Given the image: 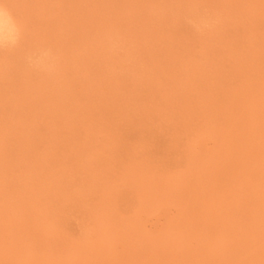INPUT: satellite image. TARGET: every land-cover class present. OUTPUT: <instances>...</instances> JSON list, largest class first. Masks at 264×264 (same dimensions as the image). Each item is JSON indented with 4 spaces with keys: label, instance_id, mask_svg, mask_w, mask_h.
<instances>
[{
    "label": "bare ground",
    "instance_id": "6f19581e",
    "mask_svg": "<svg viewBox=\"0 0 264 264\" xmlns=\"http://www.w3.org/2000/svg\"><path fill=\"white\" fill-rule=\"evenodd\" d=\"M5 3L9 6V14L13 22L19 24L23 29L24 38L20 44V49L21 46L25 47L24 45L29 42H31L30 45L42 42L50 46L54 51L56 50L55 47L66 48L74 46L73 50L75 52H86V50L93 48L96 51H110L112 47L119 44L118 46L123 49L121 51L125 52V55H122V62L126 63L134 60L137 66L135 67L138 70V67L141 68L142 60L144 59L146 62L144 61V67H142L143 76H146L145 70H147L143 69L145 66H147L146 68L149 67L152 71L151 74L154 73L152 75L156 78L153 79V83L155 81L159 89L153 86L155 83L152 84L145 81L148 79H144L146 85L143 81L142 83L141 81H135L145 85L144 90L148 86L147 83H151L148 92H153L147 93V95L154 94L156 91L159 93V97L163 96L165 99L164 92L169 89L171 101L168 103V96L166 98L168 99L167 101L162 100L168 110L166 111L165 109L164 112L166 113L160 119L164 126L167 125L166 129L169 127V129L174 131L170 132L175 135L170 136V139L173 138L171 141L174 143L175 150L172 148V150L168 151L169 149L166 146L165 148L168 152L172 151L174 155H176L174 151L178 152V159L174 155L171 156V153L167 154L169 157L171 156V160L175 157V162L178 161V163L169 167L162 161L170 160L169 157H165V155L166 159H164L161 156L163 158H160L162 161L160 162L158 159L159 154L158 158L155 159V157V160H153L148 156L149 154H145L147 150L142 151L141 148H136L132 152H123L124 148L120 141L122 137L118 140L117 133L113 128L110 130L104 125L96 126V124H100L99 121L102 117L98 120V117L96 119L95 115H93L95 117L92 119L93 122L97 120L98 123L96 121L95 126L92 124L86 127L81 126L84 128L85 141H83V137L80 138L79 136L81 142H84L83 148L89 152L90 158L86 155V160L84 161L75 152L78 151L77 149L74 151L73 148V150L68 148L70 150L68 159L64 158L63 162L57 164L58 160L56 166L53 167V169H56L60 165L58 168H60L62 174H67V169H69L68 174L79 171L78 169L81 167L85 169V172H82L87 173V177L85 186L81 185L84 192L82 194H85L93 204L90 208L85 207L87 210L84 218L85 216L87 217L88 225L84 227L85 224L83 226L80 223L83 226L82 231L77 234L74 232L76 238L71 232H68L70 231L69 227V230L66 229V223L65 225L63 224V214L67 211L62 212L68 198L64 197V195L62 196L58 178L54 177L56 180L54 178L43 180L46 176L43 172H40L42 168H39V166L41 161L44 163L48 161V159L44 158L40 162L38 161L40 164L38 168L36 167L39 174L44 176L40 183L36 184L34 179H31L30 187L24 189L23 193L11 205L8 204L10 201L7 203L8 205L5 204L6 202L4 201L6 200L4 196H1L2 193H5L3 192L5 189L3 188L2 190L3 186L1 187L0 185V200L2 197V200H4L0 201V264H264V0H5ZM179 19L190 21L191 24H189V21L188 23L185 21L186 24L191 25L189 29L192 30V36L188 37V39H193V41H190L191 43L195 40L194 43L196 45H190V42L187 43L188 39L186 36V39L183 38L184 36L181 37V31L179 30L178 32L179 28L174 27L173 24L176 21L178 22ZM159 44L161 46L164 45L161 49H163L162 52L167 57H165L166 55L162 56V53L161 56L160 53L157 54L158 51L156 49ZM71 50L67 49V51ZM67 51L65 52L64 49V56H66ZM71 52H69L70 55L72 54ZM72 55L78 56L75 53ZM66 58L69 61V56H66ZM72 58L74 59V57ZM106 59L109 60L108 58ZM3 63L6 64L7 61L5 62L4 60L0 65L4 66ZM12 65L10 67L9 64L6 68L14 67ZM71 65L75 64L72 63ZM102 68L100 69L102 70ZM84 69H86V66ZM177 70L179 73H177ZM76 71L78 72V70ZM121 71L117 73L122 74ZM77 72L72 74L77 76ZM148 72L150 74L149 69ZM117 73L115 75L119 77L121 74L117 75ZM132 73L134 74L135 71ZM137 73L134 75H137ZM37 74L41 75V73ZM82 74H79V78ZM17 77H21V74ZM39 77L37 78L39 81L35 80L36 83L33 81V84L44 80L43 78L39 79ZM56 77L58 79L61 78V76ZM6 79L9 80V77ZM12 79L17 80L16 77ZM59 81L62 84L61 80ZM162 81H164L163 85L166 84L167 86L168 84V88L166 87L165 91H161V89H164L162 88L163 86L160 89ZM20 82L19 79L18 83ZM53 82H55L54 79ZM118 83L120 84L119 81ZM26 84L24 87H26ZM35 84L33 86L29 85L32 91ZM45 84L48 85L47 82ZM54 84L56 85V83ZM54 84L49 82L52 87ZM41 85L45 86L43 82ZM132 85L135 86L136 83ZM36 86L38 87V84ZM152 87L156 90H153ZM47 88L45 87V89ZM49 90H52V88ZM53 90V94L59 93H55V89ZM72 90L75 89L72 88ZM72 90H62L61 94L65 92L71 93ZM83 90L85 91V89ZM144 90L142 91L144 92ZM90 91H92L91 88ZM14 93H16V90ZM35 93L37 95V92H34V96ZM43 93H46V91ZM77 93L76 96H78ZM82 93L84 95L85 92L82 91ZM112 93L111 96L114 95ZM24 94L27 95V92ZM28 94H30L29 100L32 97L31 90ZM121 94L124 97V93ZM73 95L75 96V94ZM140 95L136 93V96H138L136 98H139V100L141 99ZM79 96L81 97V94ZM89 96L91 95L89 94ZM144 96H142V99H144ZM57 97L59 100L60 96L58 95ZM128 97L127 101L130 103V96ZM124 98L126 99V96ZM156 98H153L151 94L149 99H146L148 102L153 103ZM125 99L124 102H127ZM23 100L25 101V99ZM30 100L29 102L32 103ZM52 100L56 102V100ZM147 100H143L144 105L148 103L146 102ZM177 101H179L178 108L175 109L174 106H177ZM30 103L28 105L31 106L32 104ZM76 103L79 102L76 101ZM107 103L109 104L110 102ZM157 103L159 104V101ZM102 104L104 103L102 102ZM106 104L104 105L105 107L102 105L100 110L107 106V109H109L110 106ZM156 104L155 107L157 108ZM60 106L62 105L60 104ZM60 106H56V108L61 110ZM87 106L85 104L82 107L86 109ZM149 106L151 107V105ZM112 107L114 108L115 106L113 105ZM37 108L35 109L37 110ZM159 108L162 109V107ZM45 109L47 108L45 107ZM11 110L13 109L11 108ZM68 111H60V116H56V119L59 118L62 121L65 119V122H67L66 118L68 120L70 116V111ZM80 112L82 114L80 110L79 114L77 113L79 117L81 115ZM158 112H161V110ZM65 113H68L69 116L65 117ZM74 113L76 112L74 111ZM74 113L71 115H76ZM123 113L125 114V112ZM55 114L59 115V112ZM61 115L65 118L63 119ZM82 115L87 117L89 114ZM108 115L106 114V117H109ZM121 115L122 118L123 114ZM20 116L22 117V115ZM40 117L42 118V116ZM124 117L128 118L129 116L126 114ZM144 117L151 119V115L150 117L146 115ZM35 118H31L32 123L33 120L38 121L37 115ZM114 118L111 119L114 120ZM47 119L52 118L48 116ZM106 119L109 122L113 121H110V118ZM106 119L103 120L104 123L108 122ZM149 119L148 121L146 119L149 123L154 121H149ZM39 121L38 123H41L40 119ZM74 121L76 119L73 118L72 122ZM126 121H129V124H134L131 122L133 121L131 114ZM126 121L122 122L123 125L127 124ZM78 122L81 121L77 120L76 123ZM63 123L58 125L64 128L69 125L67 124L68 122ZM121 125L118 124L117 126L120 128ZM53 126L50 127L52 128ZM79 126L77 125L76 127ZM62 127L63 133L65 129ZM71 127H73L72 123ZM14 128L12 127L13 131ZM19 128L20 130L22 129L21 127ZM162 128H159L158 135L162 132L165 135H170V133H165V128L164 131ZM50 129L47 128L46 133ZM75 129L74 127L73 130L75 131ZM154 129L151 130L155 131ZM160 129L162 132H160ZM6 130H9V128L7 127ZM24 131L26 132L25 128L24 130L22 129V133H25ZM166 131L170 130L167 129ZM2 132L0 130V133ZM27 132L30 133L29 131ZM55 133L57 132H54L53 136H55ZM69 133L71 134L72 132L70 131ZM75 133H77V130ZM120 133L121 130H119ZM150 133H147L148 136ZM35 134H31L34 135L33 138ZM27 135V137L31 136ZM42 136L39 138L42 139ZM23 137L29 140L25 135ZM11 138L13 139L14 136ZM22 139H19V142ZM47 139L49 140L50 138ZM47 139L45 140L47 141ZM74 139H68L67 141L79 143L80 139H77V141ZM143 142L147 141L142 140L141 143ZM46 144L50 146V142ZM51 144L53 145V143ZM144 144L146 143H143V146ZM172 144L169 145L170 148ZM39 145L38 143V147ZM70 145L73 146V144ZM16 147L18 146L16 145ZM44 147L46 148L47 146ZM80 147L82 146L80 145ZM128 147L131 148V146ZM41 149L44 150V148ZM67 151L65 152L66 156L69 154ZM42 152L48 154L47 149ZM61 152L63 151L58 153ZM61 155H64V153H61ZM63 157L61 158L63 159ZM27 159L29 158L25 160ZM34 162H32L34 166H32V170L35 169L37 171L35 168L37 163ZM48 162L50 163V161ZM99 162L102 164H99ZM8 166L10 165L8 164ZM18 166L22 168L21 165ZM110 167H115L116 171ZM106 168L111 170L109 169V171ZM9 169L10 167L7 170ZM24 169L27 170L26 168ZM51 172L55 171L51 169ZM30 173L35 175L33 171ZM24 175L26 174H23L25 180H28L29 178L27 177V179ZM52 176L49 177L51 178ZM75 176L78 177L77 174ZM81 176L84 179V176ZM8 177L11 180L13 178L11 174ZM23 177L21 178L23 179ZM29 177L31 178L30 175ZM71 179L73 181L72 176ZM77 179L79 180L80 178ZM15 180H12L13 183L20 181L19 179ZM4 183L7 184L6 181ZM24 184H26L25 181ZM76 186L74 191H77L75 189L77 188ZM81 189L79 192H81ZM8 191L7 194L12 195L14 193L17 195L14 191ZM67 192L71 193L70 190ZM5 198L10 200V197L7 198L6 196ZM70 200L73 201V199ZM84 201L87 202L86 200ZM74 203H76L75 200ZM80 204L81 202L79 206ZM75 208L79 209V207ZM71 212H69L70 215ZM77 213L81 214L83 212L78 211ZM73 217L75 216L73 215ZM80 218L83 219L81 216ZM71 220L73 219L71 218ZM67 224L69 225L70 223Z\"/></svg>",
    "mask_w": 264,
    "mask_h": 264
},
{
    "label": "rangeland",
    "instance_id": "374dc122",
    "mask_svg": "<svg viewBox=\"0 0 264 264\" xmlns=\"http://www.w3.org/2000/svg\"><path fill=\"white\" fill-rule=\"evenodd\" d=\"M180 20V21H179ZM178 20V22L176 21V23H174L173 25H174V27L175 28H179L178 29V32H179V30L181 31L180 32V36L181 37H183V38H185V36H186V38L188 39V37H191L192 36V30H190L189 28H190V26L188 25V24H186V23H188V21H186V19L184 20V19H179ZM185 21H186V23H185ZM182 23V24H181ZM189 24H191L190 23V21H189ZM185 25H186V27H185ZM177 26V27H176ZM185 27V29H184V27ZM189 26V27H188ZM187 29V30H186ZM190 30V32H188ZM182 31H183V33H182ZM185 38V39H186ZM190 41H193V39H191V38H189L188 40H187V43L188 42H190ZM194 42H195V40H194ZM191 43L190 42V45H196L195 43ZM29 44V45H28ZM31 44V42H29V43H27L26 45H24L25 47H23V46H21V49L19 48V49H17L18 51H20L19 53H18V51L16 50V51H14V52H11V53H8V52H0V64H1V62H4V60H5V62L7 61V63H9L10 64V67H11V65L12 64H14V65H12V66H14V67H12V68H6L7 66H9V64H4V66L3 65H0V69H1V71H0V76L2 75V77H0V96H2V97H0L1 99H0V130H1V132L2 133H0V139L2 138V137H4L3 139H1L0 141V161H1V163H0V185H1V187H2V190H3V188L5 189V191H3V192H5V193H2V195H1V192H0V195L1 196H4V199L6 200V201H4V200H2V198H1V200L2 201H4V202H6L5 204L6 205H11L12 203H14L15 202V200H17L18 199V196L20 195V194H22L23 193V191H24V189H26V188H29L30 186V182H32V180L34 179V182L37 184V183H40V181L42 180V177H44V176H42L41 174H39V172H38V165L40 164V163H38V161L40 162L42 159H44V158H46V159H48V161H50V163L48 162V161H46V162H48L47 164H46V162L44 163V162H42L41 161V164H40V166H39V168H42L41 170L42 171H40L41 173L43 172V174L46 176V178H44L43 180H48V179H52V178H58V180L60 181V182H58V183H60V190H61V194H62V196L64 195V197H67L68 199L70 198V199H73V201L72 200H68V199H66L67 201V203H65V205H64V211L62 212V213H64V212H66L65 214H63V224L65 225V223H66V229L67 230H69L70 229V231H68V232H71L72 234H73V236L74 235H76L77 233H81V231H82V227L84 226L83 224H85V226L84 227H86L87 225H88V220H87V217L85 216V218H84V215H85V211L87 210V209H85V207L87 206L88 208H90L93 204L91 203V201H89L88 200V197H86V195L84 194H82V193H84L83 192V187L85 186V184H86V177H87V173H84L85 172V169H83L82 167L81 168H79L78 170L79 171H77V172H75V173H70V174H68V170L69 169H67L66 171V173L67 174H62V171L60 170V168H58V167H60V165L55 169H53V167H55L56 166V163H57V161H58V163L57 164H59V163H61V162H63L64 161V158L66 159H68V157H69V155H70V150H73L74 149V151H75V149H77L78 151H75L76 153H78L80 156L79 157H81L84 161L86 160L85 158H86V155L88 156V158H90L89 156H90V154H89V152L86 150V149H84L83 147H84V142L83 141H85L84 140V134H83V130H84V128H82L83 126L84 127H86L87 125H89V124H92V125H94L95 126V122L97 121H95L94 120V122H93V120L92 119H94L95 117H96V119H97V117H98V120H99V118L100 117H102V118H104V117H106V114L108 115V113L110 112V114H112V115H108L109 117H106V118H110V121L111 120H113V119H111V118H114L115 116V118H114V120H116L115 122H114V120L113 121H111V122H109L106 118H104V119H102V118H100V124L98 123V121H97V123H98V125L96 124V126H99V125H101V126H107L110 130H112L111 128H113V130H115V132L117 133V138H118V140L120 139V141H121V145L123 146V148H124V150H123V152H128V151H131L132 152V150H136V148L138 149V148H141L142 149V151H145V150H147V153L145 152V154H149L148 156L151 158V159H153V160H155V159H157L158 158V155H159V160H160V158H163L165 155V157H169L168 155L171 153L172 155L171 156H173L174 154H173V152L171 151V152H168V151H170V149L172 150V148L175 150V147L173 146L174 145V143H173V141H171L172 139H170L171 137L170 136H175L174 135V133H170V132H174V131H172L171 129H169V127H167V129L168 130H170V131H166L167 129L165 128L166 126H164V123L162 124V122H161V119L163 118V115L166 113V112H164L165 111V109H166V111L168 110V108H166V106H164L165 105V103H164V101H167L168 99V103L171 101V96H170V91H169V89L168 90H166V92H164L165 93V97L167 98V96H168V99H164V97L162 96V97H159V93L158 92H154V94L153 93H151L152 94V96H153V98H156V100H155V102H153V103H150V102H148V100L147 99H149V97H150V95H147V93L149 94L150 92H153V91H150V92H148V89L150 90V87H151V83L152 84H154L155 83V81H154V83H153V79H156L152 74H154V73H152L151 74V69L148 67V68H146L147 66H145V68L143 69V70H145V69H147V70H145V75L146 76H143L144 75V72L142 73V67H144L143 66V63H145L146 61L143 59L142 60V66H141V68H139L138 67V70H137V66H136V64L134 63V60H131V61H129V62H126V63H124V62H122V60H123V56L125 55L124 53L125 52H123V51H121V50H123V49H121V47L120 46H114V47H112V50H110V51H96L94 48L93 49H89V50H86V52H83V51H74L73 49H74V46L73 47H55L56 48V50H55V52L57 53V55L60 53V55H58L59 57V59H60V61H59V59H58V70H57V72L54 74V75H51V76H49V75H45V74H42L41 73V75H38L37 73H35V72H33V71H31L30 72V70H28V69H26V67L24 66V64H23V60H22V57H23V55H24V52L26 51L25 49L27 48V50L28 49H30V48H32L33 46H35V44L34 45H30ZM33 44V43H32ZM32 46V47H31ZM163 46L164 45H162L161 46V44H159L158 45V47H157V51H158V53L157 54H159L160 53V56H161V53L163 54L162 56H165L166 54H164L162 51H163V49H161V48H163ZM30 47V48H29ZM118 47H120V48H118ZM159 47H160V49H159ZM25 48V49H24ZM24 49V50H23ZM57 49H58V52H57ZM64 49H65V52L67 51V49H72L71 51H67V53H66V56H69V61H68V59L66 58L65 59V57L66 56H64L65 54H64ZM54 50V49H53ZM22 51H24V52H22ZM116 51H117V53H116ZM69 52H71L72 54L73 53H75V55L77 54L78 56H74V55H70V53ZM114 53V56H113V53ZM69 53V54H68ZM90 53V54H89ZM99 53V54H98ZM18 54H20V55H18ZM21 54H22V56H21ZM68 54V55H67ZM84 54V55H83ZM105 54V55H104ZM118 56H117V55ZM123 55V56H122ZM139 55V54H138ZM80 56V57H79ZM94 56V57H93ZM21 57V58H20ZM61 57V58H60ZM71 57V58H70ZM72 57H74V59L72 58ZM122 57V58H121ZM165 57H167V55L165 56ZM12 58H15V59H12ZM20 60H19V59ZM76 58V59H75ZM82 58V59H81ZM88 58V59H87ZM96 58H98V59H96ZM106 58H108L109 60H107ZM4 59V60H3ZM71 59H73V60H71ZM93 59V60H92ZM118 61H117V60ZM3 60V61H2ZM19 60V61H18ZM67 60V61H66ZM75 60H77V61H75ZM98 60V61H97ZM10 61V62H9ZM15 61V62H14ZM103 63H102V62ZM112 61V62H111ZM145 61V62H144ZM17 62H19V63H17ZM65 62V63H64ZM114 62V63H113ZM121 62V63H120ZM133 62V63H132ZM12 63V64H11ZM16 63V64H15ZM61 63H63V64H61ZM75 64V65H71V64ZM90 63V64H89ZM108 65H107V64ZM120 63V64H119ZM76 64H78V65H76ZM84 64V65H83ZM95 64V65H94ZM130 64V65H129ZM131 64H132V66H131ZM134 64V65H133ZM70 65V66H69ZM83 65V66H82ZM18 66V67H17ZM85 66H86V69H84L85 68ZM104 66V67H103ZM136 68H134V67ZM81 69H80V68ZM103 67V68H102ZM167 67H169V66H167ZM14 68H16V69H14ZM22 68V69H21ZM68 68V69H67ZM78 68V69H77ZM97 68H98V70H97ZM100 68H102V70L100 69ZM125 68V69H124ZM127 68H129V69H127ZM6 69H8V70H6ZM14 69V70H13ZM19 69H20V72H19ZM148 69L150 70V74H148L149 72H148ZM6 70V71H5ZM76 70H78V72H79V74H82L83 72V74L80 76V78H79V74H78V72L76 71ZM80 70V71H79ZM86 70H88V71H86ZM122 70V71H121ZM126 70H127V74H129V75H127L126 74ZM2 71H3V73H2ZM8 71V72H7ZM22 71V72H21ZM26 71V72H25ZM59 71V72H58ZM98 71V72H97ZM119 71H121L122 72V74L121 73H119V74H121L119 77L118 76H116L115 74L117 73V72H119ZM131 71V72H130ZM135 71V73L134 74H136V72H138L139 73V76H138V73H137V75H134L132 72H134ZM63 72V73H62ZM77 72V76H75V75H73L72 73H76ZM85 72H87V73H85ZM92 72V73H91ZM97 72V74H95ZM129 72V73H128ZM21 74V77H17V76H20V74ZM24 73V75H22ZM58 73V74H57ZM65 73V74H64ZM89 73V74H88ZM147 73V74H146ZM176 73V72H175ZM177 73H179L178 72V70H177ZM7 74V75H6ZM27 74V75H26ZM37 74V75H36ZM61 74V75H60ZM92 74V75H91ZM95 74V75H94ZM114 75V76H112V75ZM118 73H117V75H119ZM17 78V80H14V79H12V78H15L14 76ZM29 75V76H28ZM132 77H131V76ZM12 76V77H11ZM26 76H27V78H26ZM39 76H42V77H39ZM56 76H61V78L63 79L64 78V80H62L61 78H57ZM64 76V77H63ZM75 76V77H74ZM125 76V77H124ZM129 76V77H128ZM138 78H137V77ZM141 76V77H140ZM143 76V77H142ZM179 76V75H178ZM9 77V80L8 79H6V78H8ZM33 77H35L34 78V80H33ZM39 77V79L40 78H43L44 80H41L40 81V83L38 82L37 84H38V87L36 86L37 84H35L36 83V81H39V80H37V78ZM68 77H69V79H68ZM76 77H77V79H76ZM154 77V78H153ZM23 78V79H22ZM26 78V79H25ZM75 78V79H74ZM130 80H129V79ZM141 78V79H140ZM143 78V79H142ZM19 79H20V83H18V81H19ZM22 79V80H21ZM49 79V80H48ZM53 79H54V81L55 82H53ZM68 79V80H67ZM124 79V80H123ZM134 79V80H133ZM140 79V80H139ZM144 79H148V80H145V81H147V82H151L150 84L149 83H147V85L148 86H146L145 87V89L146 90H144V86L146 85V82L144 81ZM150 79V80H149ZM1 80H4V81H1ZM36 80V81H35ZM59 80H61V83L62 84H60V81ZM112 80V81H111ZM122 80V81H121ZM133 80V81H132ZM135 80H137V81H141V83H142V81L144 82V84L145 85H141L140 84V82L138 83V82H136ZM152 80V81H151ZM6 81V82H5ZM15 81V82H14ZM33 81L35 82L34 84H35V87L33 88V87H31V88H33V91H32V89H30V86H33L34 84H33ZM65 81H68V82H65ZM84 81V82H83ZM86 81V82H85ZM91 81V82H90ZM116 82V83H112V82ZM118 81L120 82V84L118 83ZM26 82H27V84H26ZM42 82L44 83V85L45 86H43V85H41L42 84ZM48 83V85H46L45 83ZM49 82L50 83H52V84H54V83H56V85L54 84V86H57V87H52L51 85H49ZM65 82V83H64ZM99 82V83H98ZM109 82V83H108ZM122 82V83H121ZM7 83V84H6ZM15 83V84H14ZM70 83H72L71 85H70ZM93 83H95V84H93ZM135 84L136 83V85L134 86V85H132V84ZM163 83H164V81H162V85H160V89H161V87L162 88H164L163 90L161 89V91H165V89H167L168 87V84H167V86H166V84H164L163 85ZM24 84V85H23ZM25 84H26V87H24L25 86ZM110 84V85H109ZM113 84V85H112ZM4 85V86H3ZM30 85V86H29ZM89 86V87H87V86ZM106 85V86H105ZM112 85V86H111ZM115 85V86H114ZM120 85V86H119ZM126 85V86H125ZM138 85V86H137ZM2 86V87H1ZM42 88H41V87ZM61 86V87H60ZM64 88H63V87ZM75 86V87H74ZM129 86V87H128ZM153 86H155V88L157 87L156 86V83L153 85ZM18 87H20V88H22V89H20V88H18ZM45 87L47 88H49V89H51L52 88V90H49L48 88L47 89H45ZM59 87H60V89H59ZM101 87V88H100ZM123 89H122V88ZM167 87V88H166ZM59 90H58V89ZM72 88H74L75 90H72ZM88 88H89V90H88ZM90 88H91V90L92 91H90ZM129 88H131V89H129ZM133 88H135V90H133ZM138 88V89H137ZM141 88H142V90H144V92L141 90ZM153 88V90H156V89H154V87H152ZM42 89H44V90H42ZM53 89H55V93L56 92H59L58 94L56 93V94H53L54 93V90ZM57 89V90H56ZM65 89V90H64ZM66 89H68V90H72V92L70 93L69 91H67V92H69V93H63V94H61V91L63 90V91H66ZM79 89H80V91H79ZM83 89H85V91L83 90ZM115 89H116V91H115ZM159 89V88H158ZM10 90H12V91H10ZM16 90V93H14V91ZM21 90H22V92H21ZM31 90V94H32V97H30L29 98V100L32 102V103H30L29 102V100H28V97H29V95L30 94H28L29 93V91ZM37 90V91H36ZM83 92H85L86 93V90H87V93H86V95H85V93H84V95H83V93H82V91ZM121 90V91H120ZM140 90V91H139ZM17 91H19V92H17ZM25 91V92H24ZM40 91V92H39ZM44 91H46V93H43ZM62 91V92H63ZM89 91V92H88ZM107 93H106V92ZM128 91V92H127ZM158 91V90H157ZM168 91H169V93H168ZM27 92V95L26 94H24V93H26ZM34 92H37V95H36V93H35V96H34ZM42 92V93H41ZM77 92H80V93H77ZM109 92H113L114 93V95H113V93H112V95L113 96H111V93H110V95H108L109 94ZM124 93V97L126 96V99L122 96L123 94H121V93ZM141 92V93H140ZM146 92V93H145ZM76 93H77V95L78 96H76ZM102 93V94H101ZM105 93V94H104ZM120 95H119V94ZM136 93H139V95L141 96L140 98V100H139V98H136V97H138V96H136ZM163 93V94H164ZM166 93H168V94H166ZM24 94V95H23ZM55 95V96H53V95ZM66 94V95H65ZM69 94V95H68ZM73 94H75V96H76V98H75V96L73 95ZM79 94H81V97L79 96ZM89 94L91 95V96H89ZM95 94V95H94ZM145 96H144V95ZM21 95V96H20ZM23 95V96H22ZM48 95V96H47ZM60 96V98H59V100H58V97L57 96ZM62 95V96H61ZM103 95H104V97H103ZM138 95V94H137ZM147 95V96H146ZM10 96V97H9ZM40 98H38V97ZM64 96H65V100H64ZM84 96V97H83ZM108 96V97H107ZM111 98H110V97ZM128 96H130V103H129V101H127L128 100ZM142 96H144L143 98L144 99H142ZM149 96V97H148ZM4 97H5V99H4ZM14 97H16V98H14ZM24 97V98H23ZM48 97V98H47ZM55 97V98H54ZM74 97V99H72ZM115 97V98H114ZM36 98V99H35ZM63 98V99H62ZM69 98V99H68ZM94 98V99H93ZM133 98H134V100H133ZM147 98V99H146ZM158 98H159V100H158ZM22 99V100H21ZM23 99H25V101L23 100ZM44 99V100H43ZM46 99V100H45ZM52 99H54V100H56V102H54ZM115 100V101H113V100ZM124 99L128 102H124ZM28 100V101H27ZM40 100V101H39ZM69 100V101H68ZM79 100H81V101H79ZM100 100V101H99ZM134 102H133V101ZM139 100V101H138ZM145 100H147L146 102H148V103H145V105H144V101ZM162 100H164V101H162ZM38 103H37V102ZM43 101V102H42ZM60 101H61V103H60ZM76 101H78L79 103H76ZM84 101V102H83ZM99 101V102H98ZM159 101V104L157 103ZM161 101V102H160ZM40 102H42V103H40ZM47 102V103H46ZM67 102V103H66ZM97 102H98V104H97ZM102 102L104 103V104H102ZM107 102H110L109 104L107 103ZM178 102L179 101H177V103H176V105L177 106H174V108L175 109H177L178 108ZM6 103H8V104H6ZM19 105H18V104ZM32 104L31 106L30 105H28V104ZM34 103H36V104H38V105H36L35 104V106H33V104ZM44 103H46V104H44ZM57 105H56V104ZM63 103V104H62ZM73 103V104H72ZM107 103V104H106ZM158 105H157V104ZM23 104V105H22ZM40 104H41V106H40ZM44 104V105H43ZM52 104V105H51ZM60 104L62 105V106H60ZM81 104V105H80ZM85 104H86V106H87V104H89L88 106H87V108L84 110L83 109V107L82 106H85ZM109 105L110 107H109V109H107V107L106 108H102L101 110H100V107L103 105V107H105L104 105ZM152 104H153V107H152ZM155 104H156V106H157V108L155 107ZM4 105H5V107H4ZM50 107H49V106ZM54 105H55V107H54ZM77 105H79V106H77ZM115 106L114 108L112 107V106ZM128 105V106H127ZM149 105H151V107L149 106ZM26 108V112H25V108ZM56 106H60L61 108V110H58L59 108H56ZM72 106V107H71ZM91 106H92V108H91ZM122 106H123V108H122ZM148 106V107H147ZM162 107V109L161 108H159V107ZM164 106V107H163ZM7 107V108H6ZM38 107V108H37ZM45 107L47 108V109H45ZM63 107V108H62ZM132 107V108H131ZM150 107V108H149ZM155 107V109H153ZM1 108H3V109H1ZM5 108V109H4ZM11 108L13 109V110H11ZM35 108H37V110L34 109ZM44 110H43V109ZM138 108V109H137ZM159 108V109H158ZM10 109V110H9ZM49 109V110H48ZM76 109H78V110H76ZM99 109V110H98ZM105 109H107V110H105ZM112 109H117V111H115V110H112ZM122 109V110H121ZM125 109H127V110H125ZM153 109V110H152ZM164 109V110H163ZM45 111V112H42V111ZM48 110V111H47ZM52 111V113H51V111ZM70 111V116H69V114L67 113H65L64 114V116L65 117H68L69 116V118H68V120H67V118H66V121L68 122H65V117L64 116H62L61 115V117L64 119L63 121H64V123H63V121L61 120V119H59V118H57L56 119V116H60V113L61 112H66V111ZM76 112V113H74V111ZM79 110L80 111H82V114H85V115H88L87 117L86 116H84V115H82L81 114V112H80V114L82 115V116H84V117H82L81 115H80V117H79ZM102 110H104L103 112H101ZM130 110V111H129ZM132 110V111H131ZM159 110H161V112H158ZM10 111H12V112H10ZM20 111H22V112H20ZM24 111V112H23ZM54 111V112H53ZM59 112V115L58 114H55V113H57V112ZM61 111V112H60ZM68 111V112H69ZM95 111V112H94ZM98 111H100L101 112V115H100V112H98ZM116 112V113H114V112ZM127 111V112H126ZM4 112V113H3ZM8 112V113H7ZM29 114H28V113ZM37 112H38V114H37ZM87 112V113H86ZM89 112V113H88ZM92 112V113H91ZM108 112V113H107ZM112 112V113H111ZM123 112H125V114L123 113ZM143 112H144V114H143ZM6 113V114H5ZM13 114L12 116H11V114ZM19 113H21V114H19ZM23 113V114H22ZM34 113V114H33ZM43 113V115H41ZM76 114V115H71V114ZM78 113V114H77ZM93 113H99L98 115L97 114H93ZM102 113H103V115H102ZM129 113V114H128ZM134 113V114H133ZM40 114V115H39ZM63 114V113H62ZM105 114V115H104ZM121 114H123V117L121 118ZM128 115L129 117H130V114H131V118H132V120L133 121H131L132 123H134V124H129V121H126L127 119H129V117L128 118H125L124 117V115ZM143 114V115H142ZM161 114V115H160ZM20 115H22V117L20 116ZM25 115V116H24ZM36 115H37V118H38V121L37 120H33V123L31 122L32 121V119H36L35 117H36ZM68 115V116H67ZM91 115H92V117H93V115H95V117H91ZM139 115V116H138ZM149 116L150 117V115H151V119H149V118H146V117H144L143 118V116ZM152 115H154V116H152ZM155 115H156V117H155ZM20 116V117H19ZM40 116H42V118L40 117ZM48 116L49 117H51L52 119H47L48 118ZM72 116V117H71ZM135 116V117H134ZM142 116V117H141ZM34 117V118H33ZM60 117V118H61ZM91 117V118H90ZM14 118H16V119H14ZM26 118H27V120H26ZM31 120H30V119ZM55 118V119H54ZM73 118L74 119H76V121L78 120V121H81V122H78V123H76V121H74V122H72L73 121ZM78 118V119H77ZM83 118H84V120H83ZM87 118V119H86ZM123 118H125V120H123ZM157 118H159L158 120H157ZM161 118V119H160ZM39 119L41 120V123H38V122H40L39 121ZM106 119V121H108L107 123H104V121L103 120H105ZM120 119H121V121H120ZM136 119V120H135ZM146 119H147V121H148V119H149V121H153L152 123H149V122H147L146 121ZM21 120V121H20ZM56 120V121H55ZM70 120H72L71 122H70ZM145 120V121H144ZM42 121H44V122H42ZM53 121H54V123H53ZM121 122V124L123 125V123L122 122H124V121H126L127 122V124H125V125H121L120 124V122ZM142 121V122H141ZM143 121H144V123H143ZM17 122H18V124H17ZM46 122V123H45ZM60 123V125H62V123L63 124H65V123H67V124H69V125H66L65 127L66 128H68V130H66V128H64V127H62V126H60V125H58L59 123ZM87 122V123H86ZM103 122V123H102ZM114 122V123H113ZM155 122H158V123H155ZM160 122V123H159ZM13 123V124H12ZM22 123V124H21ZM33 125H32V124ZM48 123H50L49 125H48ZM71 123H72V125H73V127H71ZM77 126V125H80L79 127H76L74 124ZM82 123V124H81ZM145 125H143V124ZM147 123H149V124H147ZM156 125H155V124ZM44 124V125H43ZM121 125L120 126V128L117 126V125ZM139 124H141V125H139ZM5 125V126H4ZM22 125H24V126H22ZM43 125V126H42ZM46 125H47V127H46ZM53 125H55V126H53ZM109 125H110V127H109ZM147 125H148V127H147ZM9 128V130H6L7 129V127ZM16 126H18V127H16ZM50 126H53L52 128L50 127ZM60 126V127H59ZM64 126V125H63ZM68 126H70V127H68ZM82 126V127H81ZM112 126V127H111ZM117 126V127H116ZM131 126V127H130ZM133 126V127H132ZM140 126V127H139ZM150 126V127H149ZM12 127H15L14 128V131H13V129H12ZM19 127H21L23 130H24V128L26 129V132L25 133H22V129L20 130V128ZM31 127V128H30ZM61 127L62 128H64L65 130L63 131V133H62V130H61ZM76 128L75 129V131L77 130V133H75V131L73 130V128ZM127 127H129V128H127ZM156 127H158V128H156ZM163 127V128H162ZM5 128V129H4ZM11 128V129H10ZM17 128H18V130H17ZM47 128H51L50 130L51 131H53V133L54 132H57V133H55L54 135L55 136H53V133H51V131L49 130V132L47 131V133H46V130H47ZM54 128V129H53ZM59 128V129H58ZM70 128V129H69ZM80 128H82L81 130H78V129H80ZM115 128H118L119 130H121V133L119 134V130L118 129H115ZM154 128H156V129H154ZM159 128H162V130L164 131V128H165V133H170V135H165L164 134V132H162V130L160 131V132H162L160 135H158V132H159ZM39 129V130H38ZM126 129V130H125ZM151 129H154L155 131H152ZM12 130V131H11ZM17 130V131H16ZM20 130V131H19ZM36 130H37V132H36ZM123 130H125V131H123ZM27 131H29L30 133H28ZM72 132L71 134L69 133V132ZM144 131H146V132H144ZM148 131V132H147ZM5 132H7V133H5ZM16 132H17V134H16ZM67 132V133H66ZM122 132H123V136H122ZM149 132H151L150 134H151V136H150V134H149V136H148V134L147 133H149ZM9 133H10V135H9ZM35 134V137L33 138V136L34 135H31V134ZM61 133V134H60ZM124 133H125V135H124ZM143 133H145V134H143ZM27 134H29V135H31L30 137H27L28 135ZM58 134V136H56ZM68 136H67V135ZM73 134V135H72ZM119 134V135H118ZM12 135V136H11ZM23 135H25V137H27V138H29V140L28 139H26V138H24L23 137ZM39 135V136H38ZM41 135H43L41 138L42 139H40L39 137L41 136ZM45 135V136H44ZM60 135V136H59ZM83 135V136H82ZM158 135V136H157ZM2 136V137H1ZM8 136V137H7ZM10 136V137H9ZM14 136V138L12 139L11 137H13ZM66 136H67V138L68 139H76V141H77V139L79 138V136H80V138H82L83 139V141L81 142V139L79 140V143L78 142H75V141H67L68 139L66 138ZM76 136V137H75ZM143 136H144V138H143ZM150 137V138H148V137ZM155 136V137H154ZM168 136H169V138H168ZM54 137V138H53ZM153 137V138H152ZM164 137V138H163ZM166 137V138H165ZM21 138H23L22 139V141H20L19 142V139H21ZM47 138H50L49 140L47 139ZM148 140H147V139ZM163 138V139H162ZM10 139V140H9ZM18 139V140H17ZM27 140V142H26V140ZM34 139V141H32ZM41 141L42 140V142L43 141H45V142H40L39 140ZM45 139H47V141L45 140ZM74 139V140H75ZM140 139V140H139ZM149 139H153V141H149ZM154 139H156V140H154ZM159 141H158V140ZM170 139V140H169ZM4 140V141H3ZM31 140V141H30ZM65 140V141H64ZM142 140L144 141V140H146L147 142H151L150 144L148 143V145H147V142H143V143H146V144H144V146H143V143H141L142 142ZM4 143H3V142ZM6 141V142H5ZM13 141V142H12ZM54 141V142H53ZM63 141V142H62ZM123 141V142H122ZM137 141H138V143H137ZM161 141V142H160ZM37 143V144H35V143ZM50 142V146L48 145V144H46V143H49ZM56 142V143H55ZM65 142H66V144H65ZM24 144V146H23V144ZM30 143V144H29ZM38 143L40 144L39 145V147H38ZM46 145H45V144ZM51 143H53V145L51 144ZM68 143H70V144H73V146L72 145H70V144H68ZM131 143V144H130ZM162 143V144H161ZM173 143V144H172ZM20 144H22V145H20ZM26 144V145H25ZM27 144H29L28 146H27ZM91 144V143H90ZM133 144V145H132ZM170 144H172L171 146V148H170ZM16 145L18 146V147H16ZM32 145V146H31ZM58 145V146H57ZM61 145V146H60ZM80 145L82 146V147H80ZM131 146V148H129L128 146ZM33 146H35V147H33ZM44 146H47L46 148L44 147ZM71 148H70V147ZM77 146H79V147H77ZM136 146V147H135ZM139 146V147H138ZM143 146V147H142ZM149 147V149H148V147ZM165 146H166V148L167 149H169L168 151H167V149L165 148ZM31 147H33V148H31ZM63 147H64V149H63ZM75 147V148H74ZM129 149H128V148ZM169 147V148H168ZM19 148H21V149H19ZM25 150H24V149ZM31 148V149H30ZM41 148H44V150L43 149H41ZM50 148V150H48ZM70 150H69V149ZM73 148V149H72ZM144 148V149H143ZM165 150H164V149ZM24 151H23V150ZM45 149H47V151H48V154L47 153H43L42 151H44L45 152ZM54 149V151H52ZM58 151H57V150ZM79 149H81V150H79ZM88 149V148H87ZM163 149V150H162ZM67 150H69V151H67V152H69V154H67V156H66V151ZM85 150V151H84ZM17 151V152H16ZM26 151H27V154H26ZM55 151H57L56 153H58V152H60V151H63V152H61V153H64V155H61V153H58V154H54V152ZM39 152H40V154H39ZM53 152V153H52ZM83 152H85L84 154H80V153H83ZM153 152V153H152ZM155 152V153H154ZM163 152V153H162ZM35 153V154H34ZM174 153H176V155H174V156H176V158L178 159V152L177 151H174ZM168 154V155H167ZM4 155V156H3ZM18 155V156H17ZM41 155V156H40ZM59 155V156H58ZM61 155V156H60ZM82 155V156H81ZM84 155V156H83ZM47 156H48V158H47ZM62 156H64L63 157V159L61 158ZM161 156H163V157H161ZM170 156V157H171ZM29 158V159H27V160H25L26 158ZM54 158V159H56V160H54V159H51V158ZM153 157V158H152ZM156 157V158H155ZM164 157V159H166ZM169 157V159L170 160H168V159H166V160H162L163 161V163L164 164H166V165H168L169 167H172V166H174L175 164H177L178 163V161H176L175 162V157L171 160V158ZM23 158V159H22ZM87 158V159H88ZM155 158V159H154ZM7 159V160H6ZM66 159V160H67ZM32 160H34L36 163H37V165L35 166V168L37 169V171L35 170V169H33L32 170V168L34 167L33 165H32V162H34V161H32ZM54 160V161H53ZM7 161V162H6ZM161 160H160V162H162ZM165 161V162H164ZM169 161H171V162H169ZM173 161V162H172ZM29 162V163H28ZM34 162V163H35ZM10 165V166H8L7 167V165ZM99 164H102L101 162H99ZM174 164V165H173ZM18 165H21V167L22 168H20V166H18ZM45 165V166H44ZM98 165V164H97ZM7 167V169L10 167V169L9 170H7V169H5L6 167ZM33 166V167H32ZM79 166V165H78ZM26 168L27 170H25L24 168ZM47 167V168H46ZM13 168V169H12ZM111 168V167H110ZM109 168V169H110ZM22 170V171H24L23 172V174L25 173L26 175H24V176H26V178L28 179V180H25V177H23V174H22V171L21 172H19L20 170ZM49 169V170H48ZM52 169V171L54 170L55 172H51L50 173V170ZM106 169H108V168H106ZM108 169V170H109ZM111 169H114L115 171H116V168L115 167H112ZM110 169V170H111ZM5 170H7V171H5V173L7 172V174H5L4 173V171ZM30 170V171H29ZM57 170V171H56ZM109 170V171H110ZM35 172V175H38V176H35V175H33V174H31L30 172ZM61 171V172H60ZM82 171H84V172H82ZM115 171H112V172H115ZM28 172H29V174H28ZM14 173V174H13ZM11 174L12 176H13V178H12V180H15V179H19L20 181H17V182H14L13 183V181L11 180V178L10 177H8L9 175ZM20 174H22L21 176H20ZM56 174H58L57 176H56ZM78 175V177L77 176H75V175ZM83 175L84 176V179L82 178V176L81 175ZM29 175L31 176V178L29 177ZM51 175H53L51 178L49 177V176H51ZM59 176V177H58ZM71 176H72V178H73V181H72V179H71ZM81 176V177H80ZM6 179H4V178ZM17 177V178H16ZM21 177H23V179L21 178ZM41 177V178H40ZM15 178V179H14ZM54 178V179H55ZM60 178V179H59ZM64 178V179H63ZM77 178H80L79 180L77 179ZM2 179H3V182H2ZM32 179V180H31ZM77 179V180H76ZM56 180V179H55ZM65 180V182H63ZM4 181H6V183L7 184H5L4 183ZM11 181H12V183H11ZM16 181V180H15ZM24 181L26 182V184H27V186H26V184H24ZM71 181H72V183H71ZM80 181V182H79ZM83 182V184H81L82 182ZM19 182V183H18ZM16 183V184H15ZM42 183V182H41ZM68 183V184H67ZM71 183V184H70ZM74 183H75V185H74ZM34 184V183H33ZM11 185V186H10ZM40 185V184H39ZM72 185V186H71ZM77 185V186H76ZM81 185H83V187L81 186ZM24 188H23V187ZM63 186H65V187H63ZM77 187V188H75L77 191H74V187ZM23 189H22V188ZM8 188V189H7ZM19 189V191H18V189ZM72 188H73V190H72ZM78 188H82L81 189V192H79V190L80 189H78ZM65 189V190H64ZM67 189V190H66ZM8 190H10V191H14L15 193H17V195H15L14 193V195H15V197H14V195L12 194H7V191ZM68 190H70L71 191V193L70 192H67ZM1 191V190H0ZM19 192V193H18ZM66 192V193H65ZM8 193H9V191H8ZM11 193V192H10ZM6 194V195H5ZM9 195V196H8ZM11 195V196H10ZM83 195V196H82ZM0 196V197H1ZM7 196V198H9L10 200H8V199H6L5 197ZM80 196V197H79ZM77 198V197H79V198H81L80 200H79V198H77V199H75V198ZM0 200V201H1ZM74 200H75V202L76 203H74ZM79 200V201H78ZM84 200H86L87 202H85ZM10 201V202H9ZM71 201V202H70ZM89 201V202H88ZM4 202H2V203H4ZM9 202V203H8ZM17 202V201H16ZM73 202V203H72ZM81 202V204H80V206H79V203ZM83 202V203H82ZM8 203V204H7ZM70 203H72L71 205H70ZM85 203H86V205H85ZM89 205H88V204ZM75 204H77V205H75ZM84 204V205H83ZM75 205V207H79V209L78 208H75V207H73ZM83 207H82V206ZM65 206H66V209H65ZM70 206H72L71 208H70ZM59 207H61V206H59ZM82 207V208H81ZM86 207V208H87ZM70 208V209H69ZM75 209V210H74ZM63 210V209H62ZM62 210H60V211H62ZM77 210V211H76ZM72 211V212H71ZM77 213L78 211L79 212H83V213H75V212ZM69 212H71V215H70V213ZM83 214V215H82ZM73 215L75 216V217H73ZM65 216V217H64ZM70 216V217H69ZM72 216V217H71ZM80 216L83 218V219H81L80 218ZM69 217V218H68ZM70 220V222H69V220ZM71 218L73 219V220H71ZM79 220V221H78ZM81 220V221H80ZM85 220V222H83ZM65 221H68V222H65ZM67 223H70L69 225L67 224ZM83 225H81V224ZM79 226H81L80 228H79ZM68 227H69V229H68ZM79 228V229H78ZM79 230V231H78ZM76 234H75V233ZM70 233V234H71ZM80 235V234H79ZM79 235H77V236H79ZM75 237V236H74ZM76 238V237H75ZM78 238V237H77Z\"/></svg>",
    "mask_w": 264,
    "mask_h": 264
},
{
    "label": "clouds",
    "instance_id": "9594fccd",
    "mask_svg": "<svg viewBox=\"0 0 264 264\" xmlns=\"http://www.w3.org/2000/svg\"><path fill=\"white\" fill-rule=\"evenodd\" d=\"M9 12L8 4L0 0V52L11 53L20 47L24 33L22 27L13 22ZM22 60L26 69L33 72L51 76L58 70L57 53L42 42L26 50Z\"/></svg>",
    "mask_w": 264,
    "mask_h": 264
}]
</instances>
